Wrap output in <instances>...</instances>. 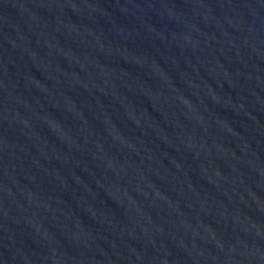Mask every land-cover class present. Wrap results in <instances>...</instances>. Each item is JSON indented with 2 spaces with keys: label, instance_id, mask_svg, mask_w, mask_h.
<instances>
[{
  "label": "water",
  "instance_id": "1",
  "mask_svg": "<svg viewBox=\"0 0 264 264\" xmlns=\"http://www.w3.org/2000/svg\"><path fill=\"white\" fill-rule=\"evenodd\" d=\"M0 264H264V0H0Z\"/></svg>",
  "mask_w": 264,
  "mask_h": 264
}]
</instances>
